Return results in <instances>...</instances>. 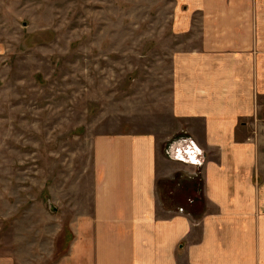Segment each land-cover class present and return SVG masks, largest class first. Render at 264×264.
Returning <instances> with one entry per match:
<instances>
[{"label":"crops","instance_id":"crops-1","mask_svg":"<svg viewBox=\"0 0 264 264\" xmlns=\"http://www.w3.org/2000/svg\"><path fill=\"white\" fill-rule=\"evenodd\" d=\"M255 6L175 0L167 124L95 137L91 205L57 264H264V34ZM0 264L14 257L0 255Z\"/></svg>","mask_w":264,"mask_h":264},{"label":"rangeland","instance_id":"rangeland-1","mask_svg":"<svg viewBox=\"0 0 264 264\" xmlns=\"http://www.w3.org/2000/svg\"><path fill=\"white\" fill-rule=\"evenodd\" d=\"M175 12V0H0L1 256L57 264L91 205L95 137L167 124Z\"/></svg>","mask_w":264,"mask_h":264}]
</instances>
